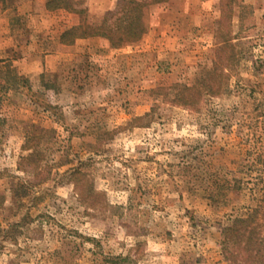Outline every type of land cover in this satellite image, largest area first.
<instances>
[{
  "label": "rangeland",
  "instance_id": "1",
  "mask_svg": "<svg viewBox=\"0 0 264 264\" xmlns=\"http://www.w3.org/2000/svg\"><path fill=\"white\" fill-rule=\"evenodd\" d=\"M140 1L147 33L108 50L76 40L121 0L0 23V264L253 263L264 0Z\"/></svg>",
  "mask_w": 264,
  "mask_h": 264
},
{
  "label": "trees",
  "instance_id": "2",
  "mask_svg": "<svg viewBox=\"0 0 264 264\" xmlns=\"http://www.w3.org/2000/svg\"><path fill=\"white\" fill-rule=\"evenodd\" d=\"M4 0H0L2 3ZM163 0H151L149 4L159 3ZM73 0H49L47 9H66L71 13H83V10L70 9L69 4ZM123 8L116 13H108L100 25H88L80 34L79 38L103 37L109 40L111 47L118 48L126 43L140 40L147 33L148 26L145 23L148 11L145 9L146 3L140 0H121ZM118 15H120L118 17ZM111 18H115L112 22ZM78 28H72L69 32H74ZM68 32V33H69ZM264 238L251 236L248 245L252 246L250 257L252 264H264ZM258 245V248L255 246ZM256 249V250H255ZM249 250V247H248Z\"/></svg>",
  "mask_w": 264,
  "mask_h": 264
},
{
  "label": "crops",
  "instance_id": "3",
  "mask_svg": "<svg viewBox=\"0 0 264 264\" xmlns=\"http://www.w3.org/2000/svg\"><path fill=\"white\" fill-rule=\"evenodd\" d=\"M46 1L47 0H9V4L6 7V11L1 14L0 18V23H7L8 29L6 33H11L12 26H10V16H8L7 13L13 11L16 12L17 14L14 13V15H19V14H34L35 17H38L39 15L36 14H44L45 12H49V10L46 7ZM118 0H87V6H88V11L92 15H104L107 11L113 9L115 6V2ZM62 13H66L67 15L71 16L73 15L72 13H69L64 10H59ZM11 22V21H10ZM0 39V57H2L3 54H7L9 52L13 53V51H16V43L15 42H10L11 37L8 35H5V37H2ZM13 39V38H12ZM11 39V40H12ZM76 44H85L95 46L96 47H101L102 49L108 50L111 48V44L109 40L103 37H88V38H83V39H77ZM60 49H64L67 47V45L59 44ZM61 50H58L60 52ZM12 57V56H8ZM48 57V56H47ZM42 60V58L40 59ZM36 71H29L28 76L29 77H36Z\"/></svg>",
  "mask_w": 264,
  "mask_h": 264
}]
</instances>
